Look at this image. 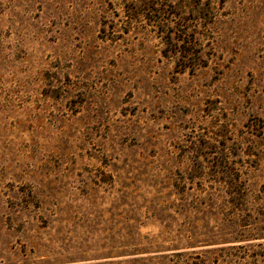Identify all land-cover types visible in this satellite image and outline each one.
Here are the masks:
<instances>
[{
  "label": "rangeland",
  "instance_id": "374dc122",
  "mask_svg": "<svg viewBox=\"0 0 264 264\" xmlns=\"http://www.w3.org/2000/svg\"><path fill=\"white\" fill-rule=\"evenodd\" d=\"M157 1L0 0V264H264V0Z\"/></svg>",
  "mask_w": 264,
  "mask_h": 264
},
{
  "label": "trees",
  "instance_id": "16d2710c",
  "mask_svg": "<svg viewBox=\"0 0 264 264\" xmlns=\"http://www.w3.org/2000/svg\"><path fill=\"white\" fill-rule=\"evenodd\" d=\"M158 4L159 2L157 0H141L140 3H136L135 9L124 4V12L129 18H132L133 16L136 17V15L138 16L139 14H143V16L146 15V24H156V27L159 29V33H163V30H160V27L165 25L163 16L167 10H165V7L161 8L158 6ZM180 27L171 26V29L167 27V36L170 37V40L168 39L163 41L166 44L168 42L172 47L168 48L169 45H166L162 53L165 56H167L168 53H173V55L176 57L177 65L181 69H185L187 67L194 68L200 63L201 60L200 47L196 46L195 40L185 38L188 33L183 27ZM161 35L163 34H159V36ZM163 38L164 36L162 39Z\"/></svg>",
  "mask_w": 264,
  "mask_h": 264
}]
</instances>
